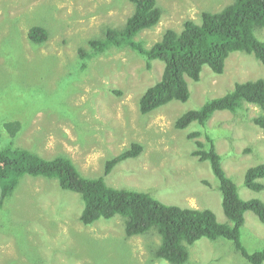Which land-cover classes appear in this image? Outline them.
Here are the masks:
<instances>
[{
    "label": "rangeland",
    "instance_id": "374dc122",
    "mask_svg": "<svg viewBox=\"0 0 264 264\" xmlns=\"http://www.w3.org/2000/svg\"><path fill=\"white\" fill-rule=\"evenodd\" d=\"M156 1L160 21L136 37L145 46L166 29L180 31L187 19L199 23L203 11H218L233 0ZM133 9L131 0H0V41L11 42L9 53L0 52V122L19 119L24 125L11 139L14 145L46 158L66 155L87 177L102 175L108 158L139 143L140 155L116 165L105 177L108 185L148 192L166 204L208 208L219 222L229 223L218 180L208 161L192 156L194 139L188 135L208 133L241 198L264 201V189L244 185L246 169L264 162V132L252 121L261 109L244 103L236 112L216 111L203 127L177 129L174 123L235 83L264 78V64L253 54L233 52L222 73L205 66L199 80L188 79L186 102L142 114L138 99L161 77L159 60L146 68L144 58L125 47L97 54L84 67L78 61L80 48L107 28L123 26ZM35 25L48 32L40 44L28 38ZM257 34L264 39V29ZM4 135L0 125V138ZM24 178L0 211V264H169L154 257L156 233L126 237L120 216L84 226L78 194L62 190L56 179ZM22 236L25 256L16 249ZM241 240L251 252L264 246V224L252 211L245 213ZM189 251L186 264H249L223 238H202Z\"/></svg>",
    "mask_w": 264,
    "mask_h": 264
},
{
    "label": "trees",
    "instance_id": "16d2710c",
    "mask_svg": "<svg viewBox=\"0 0 264 264\" xmlns=\"http://www.w3.org/2000/svg\"><path fill=\"white\" fill-rule=\"evenodd\" d=\"M131 2L134 9L124 25L107 28L103 37L90 39L88 48L79 49L78 61L84 67V62L97 54L111 48L125 47L143 57L146 68H152L153 61L159 60L163 64L161 77L148 86L138 99L142 114L171 102H186L190 96L188 79L199 80L205 66L215 73H222L226 59L233 52L253 54L264 64V39L257 34L259 29H264V0H233L218 11H203L199 23L187 19L180 31L166 29L161 38L151 46H145L136 37L141 31L158 24L162 10L156 0ZM47 37L48 32L43 27L35 25L29 30L28 38L33 44H40ZM10 45V40L3 38L0 41V52L9 53ZM7 84V88L17 89L8 87ZM244 103L254 104L261 109V113L252 117V121L264 132V78L261 77L235 83L225 94L207 100L197 109L182 113L174 124L177 129H186L193 123L203 127L216 111L236 112ZM0 125L6 133L0 140H7L0 141V211L12 199L24 177L56 179L62 190L80 196L82 209L79 221L84 226L101 219L120 216L123 218L126 237L156 233L159 240L153 252L155 259L169 264H186L190 256L189 248L196 241L202 238H223L233 243L239 255L249 264L264 263V246L251 252L241 240L247 211L255 213L264 224V201L241 198L236 184L225 173L222 157L208 133L194 131L188 135L194 139L195 148L191 154L201 162L210 163L222 195L223 213L229 223L219 222L214 212L208 208L166 204L148 192L108 185L105 177L116 165L140 155L142 145L139 143H133L129 148L108 158L102 175L87 177L66 155L46 158L14 145L11 139L17 136L24 125L19 119L10 118L1 121ZM200 136L204 140H199ZM262 179L264 162L246 169L244 185L253 191H262ZM17 243L20 246L16 248L17 252L24 255L22 245H27V239L22 236ZM28 254L34 256L30 251ZM10 262L14 261L11 259Z\"/></svg>",
    "mask_w": 264,
    "mask_h": 264
}]
</instances>
